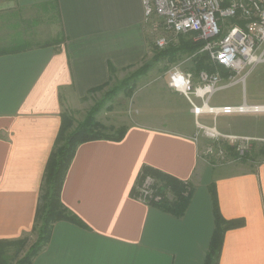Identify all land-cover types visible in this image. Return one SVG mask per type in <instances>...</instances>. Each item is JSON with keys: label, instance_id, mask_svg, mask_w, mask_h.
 <instances>
[{"label": "crops", "instance_id": "crops-1", "mask_svg": "<svg viewBox=\"0 0 264 264\" xmlns=\"http://www.w3.org/2000/svg\"><path fill=\"white\" fill-rule=\"evenodd\" d=\"M22 1L0 0V48L25 47L0 55V241L11 244L33 233L63 109L153 54L142 0H44L57 6L56 42L36 46H27ZM183 109L194 120L188 101ZM192 131L132 123L121 141L80 144L62 200L89 228L56 222L30 264H205L215 230L213 181L222 216L246 222L226 231L219 264H264V161L215 173ZM145 166L190 182L184 215L138 198Z\"/></svg>", "mask_w": 264, "mask_h": 264}, {"label": "rangeland", "instance_id": "rangeland-1", "mask_svg": "<svg viewBox=\"0 0 264 264\" xmlns=\"http://www.w3.org/2000/svg\"><path fill=\"white\" fill-rule=\"evenodd\" d=\"M44 0H23L22 16L29 20L24 26L27 46L54 44L55 30L50 20L56 21L57 15L51 3H43ZM10 21V19H8ZM15 24L17 18H11ZM23 23V21H22ZM24 24V23H23ZM4 47V46H2ZM8 49H16V44L5 46ZM23 47V45H22ZM153 54L151 55V57ZM189 53L180 52L173 56L162 57L153 63L150 68L141 75L130 78L128 86H133V91L128 94L123 83L137 69L148 63L151 58L140 65L133 72H129L123 78L110 81L104 87L92 91L85 100L73 102L63 109L70 117L73 131L83 123L94 107H98L93 116L99 126H95L102 134L113 135L121 126L132 123H151L170 129L191 128L193 137L197 133V127L192 116H188L183 109L187 105L186 98L173 92L168 84V71L179 62H184L182 69L194 71V59L188 60ZM246 99L250 104H264V64L258 66L253 74L247 79ZM244 90L240 85L217 91L212 100V105L224 103H241ZM191 119V122H190ZM206 121H214L213 116H204ZM203 123L211 125V123ZM219 130L225 136L219 141L213 142L199 135L200 158L215 169V173L223 170L233 172L244 171L252 166L259 165L264 161V112L257 114L234 113L220 114L216 118ZM213 124V123H212ZM142 182V181H141ZM190 183V182H189ZM190 185V184H189ZM192 187V185H191ZM166 197L174 199L173 191L168 190ZM38 231L24 237L22 244H7L5 252L15 257L12 263L23 257L38 240Z\"/></svg>", "mask_w": 264, "mask_h": 264}, {"label": "built area", "instance_id": "built-area-1", "mask_svg": "<svg viewBox=\"0 0 264 264\" xmlns=\"http://www.w3.org/2000/svg\"><path fill=\"white\" fill-rule=\"evenodd\" d=\"M145 22L152 37V52L179 46L185 38L201 43L197 53L207 55L213 70L197 74L182 69L179 62L168 71L169 87L183 95L195 118L197 133L216 142L225 136L217 127L220 114H257L264 104H250L246 99L247 79L264 64V0H142ZM190 55L188 60L194 59ZM229 72L225 77L220 70ZM240 85L243 101L240 104L215 106L214 94ZM212 115L211 125L201 121L202 115ZM138 198L144 202H159L156 180L144 176L138 187Z\"/></svg>", "mask_w": 264, "mask_h": 264}, {"label": "trees", "instance_id": "trees-1", "mask_svg": "<svg viewBox=\"0 0 264 264\" xmlns=\"http://www.w3.org/2000/svg\"><path fill=\"white\" fill-rule=\"evenodd\" d=\"M55 10L57 11L56 15L59 16L57 6H55ZM200 46L201 43H194L183 38L180 45L177 47L170 46L166 49L155 51L148 63L137 69L125 80L123 84L126 85L125 89L127 93L131 94L134 88V85L128 86L130 78L144 74L153 63L161 60L162 57L165 56H173L180 52L189 53L190 55L196 54L194 57V71L196 74L201 70H213V66L207 59V55L197 53ZM23 48L25 47L16 48L14 51L21 50ZM9 51L8 47H1L0 55L9 53ZM220 70L225 77H228L229 72L227 70L224 68H221ZM107 84L94 88L91 91L100 89ZM97 109V106L94 107L90 114H88L85 121L79 124L73 131L69 130L71 127L70 117L64 112L62 113L60 130L54 147L47 160L44 176L40 186L39 203L32 230V232L38 231V240L32 245L31 249L23 257L16 260L15 263H12V260H14L15 257L13 258L5 252L6 245L11 244V242L0 241V264H30L34 257L40 253L49 241L53 226L58 221H69L83 228H89L82 218L66 206L62 200V189L70 164L80 144L98 139L121 141L127 131L126 125L116 129L113 135L102 134L99 130H96L94 127L99 125L95 121L93 113H95ZM146 175H151L155 178L157 191L162 194V199L159 202H152V205L157 206L158 208L175 216L184 215L193 195V188L191 187V184L148 166L143 168L140 181ZM209 189L214 206L215 230L206 255L205 264H219L226 231L242 227L246 222L243 218L234 220L225 219L219 208L216 183L214 181L209 185ZM168 190L173 191L174 199L169 200L166 197V192ZM23 240L24 239L22 238L15 241L14 244H22Z\"/></svg>", "mask_w": 264, "mask_h": 264}]
</instances>
